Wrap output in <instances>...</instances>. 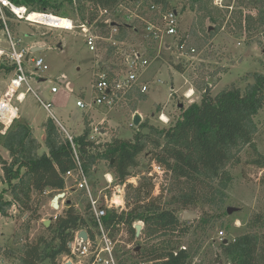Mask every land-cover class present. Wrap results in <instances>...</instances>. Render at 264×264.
<instances>
[{
  "label": "trees",
  "instance_id": "16d2710c",
  "mask_svg": "<svg viewBox=\"0 0 264 264\" xmlns=\"http://www.w3.org/2000/svg\"><path fill=\"white\" fill-rule=\"evenodd\" d=\"M17 6L26 7L30 13L57 12L61 4L58 0H12ZM70 6L89 4L96 10L108 11L112 16L119 17V7L131 3L143 2L146 8V18L153 19L150 11L152 6L161 7L164 11L177 10L171 0H64ZM184 8L190 4L192 10L202 14L199 24L202 33L208 40L215 32L221 29V16L231 13L240 30H261L264 28V0H235L236 6H224L223 9L214 8L213 0H182ZM245 9L256 11V15L245 13ZM82 21L93 23L97 13L86 17L81 8ZM179 13V11L177 10ZM51 15V14H49ZM7 26L14 16L6 10ZM57 16V15H54ZM59 17V16H58ZM209 20L214 27L210 33L205 28ZM141 29L144 23H138ZM102 28L101 35L110 39L112 29H117L114 41L134 47L138 42L145 49L154 50L155 47L148 40H144L141 30H134L133 25L127 23L104 24L98 22ZM9 28V26H8ZM193 29L189 34L181 35L180 44L186 41L187 50L194 48L197 53L208 42L207 39H198V31ZM5 30L4 22L0 19V31ZM201 42H200V41ZM137 41V42H136ZM204 41V42H203ZM137 43V44H139ZM150 48V49H149ZM118 48L109 45L108 54L116 52ZM132 49V48H131ZM138 51L137 49H132ZM148 54L151 58L152 54ZM190 52V51H189ZM142 53V52H141ZM145 54V53H144ZM109 78L114 75L104 70ZM175 69L185 73L182 64ZM15 71L13 64L0 62V78ZM192 88L203 92L200 102L181 108L179 118L168 127H157L148 121L142 123L133 139L123 140L114 138L110 142L98 143L91 140L92 129L87 118L82 134L68 138L64 130L49 119L44 124L46 133L45 145L48 153L40 154L41 144L33 136L31 127L23 121L15 120L5 135L0 134V141L9 154V159H0L3 172L2 183L5 186L0 195V217L12 218L9 211L16 207L22 214H28L24 222V241L17 235L15 246H0V261L9 264H59L62 256H71L69 245L74 242L76 234L85 230L90 239L97 235V222L91 207L85 208V215L81 214L75 204L66 202V207L56 220L46 228L50 236L40 235L30 240L29 233L32 223L40 221V201L46 190L54 194H62L66 189L65 176L68 172L77 170L78 162L85 174L90 178L93 171L102 163L109 164L111 171L119 183L123 184L132 176L139 165V158L149 153L151 161L169 177L170 201L162 205L163 196L153 198L154 176L148 177L139 187L128 186L129 210L118 213L108 210L103 218L104 227L110 231L113 238L122 228L129 231L132 240L136 239L137 222L144 224V239L169 237L147 249L137 253L140 262L144 264H192V254L182 249L174 237L185 235L189 229L182 227L179 219V210L202 209L206 207L222 209L228 198L227 190L233 182L229 166L236 161L241 149L250 147L258 153L254 138L258 131L256 117L264 109V74L251 75L252 82L244 89L236 85L225 88L218 95L213 96L209 87V80L205 77H195L190 74ZM146 96L137 93L129 102L145 100ZM133 108V113L136 112ZM162 113L163 108L157 109ZM133 127V126H132ZM147 132H144L146 131ZM259 155V154H257ZM260 157V156H259ZM258 168H264V159L260 157L253 161ZM10 195V199L6 198ZM175 207V208H170ZM253 232H247L236 237L229 244H221L222 258L228 264H264V217L256 216L250 226ZM178 235V236H177ZM128 260H123L126 264Z\"/></svg>",
  "mask_w": 264,
  "mask_h": 264
},
{
  "label": "rangeland",
  "instance_id": "374dc122",
  "mask_svg": "<svg viewBox=\"0 0 264 264\" xmlns=\"http://www.w3.org/2000/svg\"><path fill=\"white\" fill-rule=\"evenodd\" d=\"M172 5L176 6L179 11L180 32L181 35L189 34L196 24L198 31L197 40L207 39L202 33V27L199 24L202 16L197 10H192L190 4L184 8L182 0H171ZM61 4L57 12L49 11L44 15H57L60 18L73 21L75 30L65 31L55 29L47 25H39L27 20H18L16 17L10 19L8 26L11 34L16 42H20L23 48H29L35 43L39 44L44 50L32 54V58H43L48 66V70L38 75L29 77V84L32 92H27L26 85L19 90L18 93H25V98L22 103H19L17 98H13L11 105L18 107L20 110L28 109L36 116L34 134L38 142L42 145L40 154H44L45 145V130L43 124L49 119H58L66 125L71 132L82 134L85 129V119L93 124L91 136L95 137V142L105 143L110 142L114 138L131 140L138 128L132 127V111L135 107L143 115V122L148 121L150 124L163 128L173 124L180 116L181 108L186 109L189 105L200 102L203 92H198L192 88L190 74L195 77H205L209 80V89L213 96L218 95L225 88L231 85H236L244 89L246 85L252 82L251 75L255 73L264 74V28L261 30H240L237 28V22L232 18L231 13L221 16L222 27L215 32L211 39H207V43L199 53L193 55H182L176 46L173 38H167L166 44L171 45V49L165 47H155L152 56L151 64L142 70L141 82L148 84L149 89L146 94V99L141 102H127L120 105L114 110H109L103 107H96L93 110L81 109L77 107V102L90 103L97 97V92L93 89L95 74L100 72L101 65L104 70H108L112 74L126 73V59L132 52V49H137L139 52L145 53L144 45L139 43L134 47L126 44H118L114 41V36L117 34L113 28L112 36L109 40L102 37V28L98 27V22L109 21L113 26L127 23L133 25L134 30H141V25L135 21H124V16L127 11H122L119 17L111 14L102 16L100 10H96L89 4L81 7L84 9V14L88 18L92 13H97V19L92 23L91 33L98 37L96 43V51L91 52L87 39L83 32L79 30L82 23L81 8L78 5L70 6L64 0H58ZM135 3L124 5L127 9L133 10ZM214 8L223 9L224 6H236L235 0H213ZM146 15V10H143ZM246 14L256 15L257 12L251 9H245ZM6 15V12H5ZM212 26L211 22H205V28ZM201 28V29H200ZM26 34L29 36H26ZM199 40V41H200ZM200 41V42H201ZM204 42V41H203ZM114 45L118 49L112 54H108L109 45ZM19 47V48H20ZM0 48L6 52H11V46L6 36V31H0ZM132 48V49H131ZM149 50L147 53L153 52ZM7 57H4L0 62H8ZM11 64V63H10ZM182 64L185 68V73H180L175 69L176 65ZM33 68V64L29 63ZM65 81L62 83L61 81ZM161 81V84L158 83ZM72 85V86H71ZM3 80L0 81V92L2 91ZM56 92H52V89ZM190 89H194L192 99H187L184 94ZM52 105V114L48 112L43 104ZM163 108V112L170 119L169 124L161 121L157 109ZM102 110L103 114L99 113ZM137 111V110H136ZM153 116V117H152ZM166 116V117H167ZM55 119V120H56ZM258 131L254 138V144L258 151L257 155L250 147L241 149L238 154L240 162L236 161L229 166V171L233 176V182L227 190L228 198L222 209L206 207L202 209H190L188 211L179 210L178 216L182 222L183 228H188L189 231L181 236L174 237V242L179 243L182 249L189 250L194 254L192 264H228L222 258L221 244L224 240H234L236 237L243 235L250 230L252 220L262 215L264 217V168H258L253 161L262 157L264 159V109L256 117ZM4 130H0L2 134ZM144 132H147L144 131ZM66 133V132H65ZM67 134V133H66ZM70 136H74L69 134ZM260 156V157H259ZM0 159L8 160L9 154L0 141ZM140 165L133 171V182L140 184L148 179L149 174L154 178V188L152 191L153 198L163 196L162 205L170 201L172 194L169 191L170 180L166 174L159 176L156 173L157 164L151 161L149 153H145L139 158ZM109 175L114 180L113 186L119 184L111 171L109 164L104 162L100 164L90 177V184L94 194L100 190L107 189L105 176ZM111 175V176H110ZM3 172L0 165V195L5 189L2 183ZM67 196L60 200V211L52 207V202L57 195L52 194L44 196L40 201V214L42 219L32 223V230L29 233L30 240H34L40 235L50 236L46 231L44 222L53 219V216L61 214L65 209L66 202L72 201L76 209L85 215V208L88 206V201L83 195L75 191L72 180H66ZM134 187V185H132ZM134 187V188H137ZM124 191V190H123ZM111 193L112 190H110ZM110 195V193H109ZM122 196H125V208H120L119 211L129 210L128 202L133 204V200L128 198L129 189L125 190ZM6 198L10 199V195L6 194ZM175 208V207H170ZM228 209L233 212L228 214ZM185 212H190L197 216L196 220L183 221ZM12 218L0 217V246H15L17 238L25 239L23 233L24 222L28 214L22 215L16 207L10 211ZM139 223V222H137ZM142 224V223H141ZM143 225V224H142ZM143 227H145L143 225ZM144 230V229H143ZM143 233V231H142ZM17 238H12L13 236ZM178 236V235H177ZM116 241V249L118 255L125 261L128 260L131 264H135L140 260L137 253L143 248L147 249L164 240H170L169 237H161L157 239H144L143 234L135 240H132L129 231L122 228L119 233L114 235ZM16 247V246H15ZM138 250V251H137ZM66 256H62L59 264H64ZM0 264L3 263L2 260Z\"/></svg>",
  "mask_w": 264,
  "mask_h": 264
},
{
  "label": "built area",
  "instance_id": "2783aa9c",
  "mask_svg": "<svg viewBox=\"0 0 264 264\" xmlns=\"http://www.w3.org/2000/svg\"><path fill=\"white\" fill-rule=\"evenodd\" d=\"M9 11L16 17L18 20H27L26 14L30 13L26 7L17 6L12 0H0V19L4 22L6 36L8 37L11 52H6L0 49V60L4 57L9 59L11 64L14 65V78L11 80L9 89L5 94L4 101L0 102V124L4 122L6 112L10 110V104L13 98H17L18 101H22L24 98V94H18L19 90L26 85L27 92H32V88L29 84V75H38L42 72L47 71L49 68L45 63L43 58H32V54H30L29 48L20 47L21 43L16 42L14 37L11 35L10 30L7 26V16L5 12ZM24 10V12H20ZM100 10L102 16L109 15L108 11ZM127 11V14L124 16V21H135L136 23H144V28L141 29V35L144 40L150 41L154 46L165 47L166 49H171V45L166 44L167 38H173L178 51L184 55H193L197 54V51L192 48L189 51L187 50L186 41L183 43H179L182 39L180 32V21H179V13H175L174 11H164L161 7L152 6L150 11L153 14V19H148L143 14V10H146L143 2H139L134 5L133 10H129L126 7H119V14L122 11ZM44 14V13H43ZM71 23V29L65 31H73L75 30V25L73 21L69 20ZM105 24H110L109 21H105ZM79 30L83 32L84 37L87 39V45L91 52L96 51V43L98 37L91 33L92 24L82 23L79 27ZM56 29V28H55ZM117 32V30H115ZM109 40V39H107ZM20 47V48H19ZM150 49V48H149ZM144 53L133 50L126 59V73L122 74H113L112 78H109L106 72H97L95 74V81L93 89L97 92V97L92 100L90 103H84L81 101L77 102V107L81 109L93 110L96 107H103L109 110H114L122 104H125L129 101L130 97L135 98L137 93L142 95H146L149 89L148 84L141 82L142 70L147 68L151 61L148 55V49L144 50ZM29 56V59L27 60ZM29 63H32L33 68L29 66ZM158 83L161 84V81L158 80ZM52 92H56L54 88ZM187 99H192L193 95L190 96V93L187 92L184 95ZM44 108L52 114V105L44 104L42 102ZM11 115V114H10ZM165 116L162 114L160 119L163 123L169 124L170 119L168 121H163L162 118ZM54 117V116H53ZM55 118V117H54ZM58 124V122H56ZM60 126V124H58ZM61 127V126H60ZM62 128V127H61ZM63 129V128H62ZM65 132V131H64ZM3 133V132H2ZM70 141H72V136L67 134ZM91 140L95 141V137L91 136ZM78 169L75 171L68 172L65 176V180H72L75 191L81 193L83 197L88 201L91 212L96 219L97 222V235L90 239L88 235V240L83 242L82 239L78 238L79 232L76 234L75 240L71 243V256H66L67 261H71L72 264H123V259L118 255L116 249V241L111 237L110 231H108L103 224V218L106 217L108 210H116L118 213H122V210L119 211L120 208H125V196H122L125 193V190L129 185H134L137 187L134 180V176L129 177L125 183L117 184L113 186L114 180L111 176L106 175V181L109 187L104 190H100L97 195L94 194L91 184L90 178L85 174L82 170L80 163L78 162ZM156 173L159 176H162L164 172L156 166ZM149 177H153L152 174H149ZM67 185L65 192L62 193L65 198L67 194ZM112 190L113 193L110 192ZM124 190V191H123ZM110 193V195H109ZM53 192L50 190H46L43 196L52 195ZM115 196H119L122 198V203L120 205L113 203V198ZM59 215L53 216V220H56ZM139 223L134 224V228ZM143 224V223H142ZM144 225V224H143ZM82 242V244H80ZM126 264H131L130 261H127ZM139 264H144L143 262Z\"/></svg>",
  "mask_w": 264,
  "mask_h": 264
},
{
  "label": "crops",
  "instance_id": "0c3cea01",
  "mask_svg": "<svg viewBox=\"0 0 264 264\" xmlns=\"http://www.w3.org/2000/svg\"><path fill=\"white\" fill-rule=\"evenodd\" d=\"M11 33V32H10ZM12 35V34H11ZM13 36V35H12ZM26 36H28L27 34H26ZM29 37V36H28ZM30 47H32V48H35V47H39V44L38 43H35L34 45H31ZM31 48V49H32ZM1 49V48H0ZM45 49V48H44ZM3 50V49H2ZM5 51V50H4ZM30 76H32V75H29V77ZM14 78V72L12 73V74H10V75H5V76H3V77H1L0 78V81L1 80H3V87H2V91L0 92V102L1 101H4V98H5V94L7 93V91H8V89H9V85H10V82H11V80ZM62 83H64V81L62 80L61 81ZM72 86V85H71ZM53 90V89H52ZM189 91H192V94H194V89H190ZM188 91V92H189ZM54 93V92H53ZM18 94H20V93H18ZM22 94H24V98H25V93H22ZM186 94V93H185ZM184 94V95H185ZM146 96V95H145ZM24 98H23V100H24ZM146 99V98H145ZM22 100V101H23ZM22 101H18L19 103H22ZM139 102H141V101H139ZM136 112H139L140 114H141V112L137 109V111ZM15 113V114H14ZM99 113H101V114H103V112H102V110H100L99 111ZM135 113V112H134ZM134 113H132V117H133V115H134ZM11 114V115H10ZM162 114H164L165 115V112H163L162 111ZM142 115V114H141ZM167 115H165V117H166ZM142 117H143V115H142ZM153 117V116H152ZM168 117V116H167ZM166 117V118H167ZM5 120H4V122H2L1 124H0V130H1V128H2V130H4L3 131V133H2V135H5L6 133H7V131L9 130V128L11 127V125H12V123L15 121V120H20V121H23V122H25L26 124H28L30 127H31V129H32V132H33V134H34V129H35V121H36V116L33 114V112H31V111H29L28 109H22V110H20V108H18V107H13L11 104H10V110L8 111V112H6V116H5ZM8 118H10V119H8ZM144 118V117H143ZM169 118V117H168ZM56 119V118H55ZM54 119V120H55ZM88 120V119H87ZM55 122H58V124H60V126L63 128V130L67 133V134H72V135H74V136H78V135H80V134H75V133H73V132H71V130L66 126V125H63V123L61 122V121H59L58 119H56L55 120ZM88 122L90 123V127H91V129H92V131H93V129H94V127H93V124L91 123V121L90 120H88ZM46 123V122H45ZM44 123V124H45ZM44 124H43V126H44ZM44 128V127H43ZM45 130V129H44ZM34 136V138H36L35 137V135H33ZM37 139V138H36ZM45 140H46V133H45ZM41 149H42V145H41ZM40 152H41V150H40ZM43 153H48V150L46 149L45 151H43ZM60 211V210H59ZM62 214V213H61ZM58 215H60V213L58 214ZM63 259H64V262H65V260H66V257L64 258L63 257Z\"/></svg>",
  "mask_w": 264,
  "mask_h": 264
},
{
  "label": "water",
  "instance_id": "95a60500",
  "mask_svg": "<svg viewBox=\"0 0 264 264\" xmlns=\"http://www.w3.org/2000/svg\"><path fill=\"white\" fill-rule=\"evenodd\" d=\"M174 12L177 13V10H175ZM213 30H214V27H209L208 32L210 33ZM42 50H44V48L35 47V48L31 49L30 54H34V53L40 52ZM28 59H29V56H28L27 60ZM64 83H65V81H64ZM142 122H143L142 115L139 112H135L133 117H132V126L134 128H138L142 124ZM64 198H65V196L63 194L57 195L52 202V207L55 210H60V200L64 199ZM232 212H233L232 209H228V214H231ZM196 219H197V216L194 214H191L190 212H185L183 215V221H185V222L196 220ZM51 223H52V220H47L46 222H44V226L46 228H48L51 225ZM135 229H136V236H137V238H139L142 235V231H143L144 227L142 224H138ZM78 238L82 239L83 242H86L88 240V233L85 230H82L79 232ZM229 243H230V240H224L223 241V244H229ZM80 244H82V242H80ZM69 247L71 248V245H69ZM65 264H72V262L67 261Z\"/></svg>",
  "mask_w": 264,
  "mask_h": 264
},
{
  "label": "bare ground",
  "instance_id": "6f19581e",
  "mask_svg": "<svg viewBox=\"0 0 264 264\" xmlns=\"http://www.w3.org/2000/svg\"><path fill=\"white\" fill-rule=\"evenodd\" d=\"M20 12L22 13V12H24V10H21ZM25 18H27V21H29V22L39 24V25H47V26H50V27H53L56 29H60V30H70L72 27L69 20H67L65 18H60L58 16L49 15V14L44 15L41 13H27ZM189 93H190V96L193 95L192 91H189ZM8 119H10V118H8ZM167 119L168 118H166L165 116H163V118H162L163 121H168ZM113 203L120 205L122 203V198L119 196H115L113 198Z\"/></svg>",
  "mask_w": 264,
  "mask_h": 264
}]
</instances>
